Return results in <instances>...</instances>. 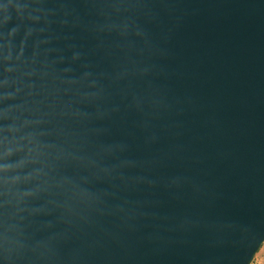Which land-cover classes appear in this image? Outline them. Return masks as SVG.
<instances>
[{"label":"water","instance_id":"1","mask_svg":"<svg viewBox=\"0 0 264 264\" xmlns=\"http://www.w3.org/2000/svg\"><path fill=\"white\" fill-rule=\"evenodd\" d=\"M263 244L264 0H0V264Z\"/></svg>","mask_w":264,"mask_h":264},{"label":"rangeland","instance_id":"2","mask_svg":"<svg viewBox=\"0 0 264 264\" xmlns=\"http://www.w3.org/2000/svg\"><path fill=\"white\" fill-rule=\"evenodd\" d=\"M252 264H264V244L256 254Z\"/></svg>","mask_w":264,"mask_h":264}]
</instances>
